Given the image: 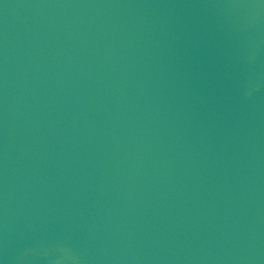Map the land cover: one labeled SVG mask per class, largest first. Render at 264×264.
I'll list each match as a JSON object with an SVG mask.
<instances>
[{
  "label": "water",
  "instance_id": "water-1",
  "mask_svg": "<svg viewBox=\"0 0 264 264\" xmlns=\"http://www.w3.org/2000/svg\"><path fill=\"white\" fill-rule=\"evenodd\" d=\"M0 264H264V0H0Z\"/></svg>",
  "mask_w": 264,
  "mask_h": 264
}]
</instances>
